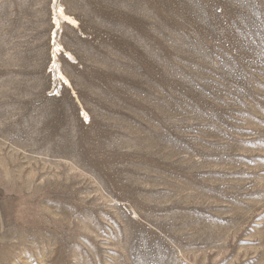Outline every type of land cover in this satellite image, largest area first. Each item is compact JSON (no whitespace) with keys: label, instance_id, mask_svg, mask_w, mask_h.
<instances>
[{"label":"rangeland","instance_id":"374dc122","mask_svg":"<svg viewBox=\"0 0 264 264\" xmlns=\"http://www.w3.org/2000/svg\"><path fill=\"white\" fill-rule=\"evenodd\" d=\"M0 264H264V0H0Z\"/></svg>","mask_w":264,"mask_h":264},{"label":"bare ground","instance_id":"6f19581e","mask_svg":"<svg viewBox=\"0 0 264 264\" xmlns=\"http://www.w3.org/2000/svg\"><path fill=\"white\" fill-rule=\"evenodd\" d=\"M57 23V22H56Z\"/></svg>","mask_w":264,"mask_h":264}]
</instances>
